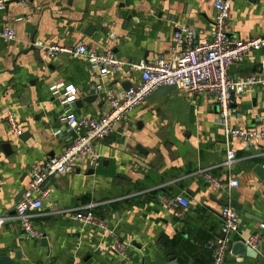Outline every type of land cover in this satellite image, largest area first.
Returning <instances> with one entry per match:
<instances>
[{
	"label": "crops",
	"instance_id": "1",
	"mask_svg": "<svg viewBox=\"0 0 264 264\" xmlns=\"http://www.w3.org/2000/svg\"><path fill=\"white\" fill-rule=\"evenodd\" d=\"M11 1L0 11V32L6 26L16 31L15 40L0 36V213L12 216L32 167L58 156L71 137L55 88L74 86L72 111L78 117L97 116L107 103L104 91L95 86L120 91L139 79V73L125 67L103 76L87 59L65 53L49 59L41 50L40 62L28 52L31 40L38 45L85 43L112 50L121 61L151 60L168 54L180 26L193 28L200 41L209 39L215 9L214 0ZM132 12L135 16L127 21ZM89 25L97 27L92 36L85 34ZM227 29L239 39L264 36V0H231ZM263 52L230 66L229 75L245 79L256 73ZM90 96L91 101L78 104ZM234 100L239 116L230 118L232 127H249L263 116L261 87ZM218 108L209 94L190 96L177 89L149 95L97 143V166L78 162L71 173L49 181L50 196L33 217L48 246L40 244L42 236L24 238L11 219L0 229V256L16 264H210L204 244L221 233L222 207L235 202L240 206L239 231L231 238L258 233L262 246L253 257L232 255L230 247L226 264H264V175L255 171L258 165L264 169V161L255 156L257 147L246 151L243 143L232 140L237 161L229 170L223 167L226 144ZM8 110L17 118L18 135L9 130ZM7 143L11 154L2 148ZM205 169L224 182L236 178L239 185L215 190L199 173ZM159 192L189 200L183 217L158 202ZM91 204L129 245L128 258L110 251L100 229L83 226L68 212L53 211Z\"/></svg>",
	"mask_w": 264,
	"mask_h": 264
},
{
	"label": "built area",
	"instance_id": "2",
	"mask_svg": "<svg viewBox=\"0 0 264 264\" xmlns=\"http://www.w3.org/2000/svg\"><path fill=\"white\" fill-rule=\"evenodd\" d=\"M11 0H0V11ZM25 1V0H19ZM215 9L214 31L212 36L200 41L196 31L187 26H180L174 32L168 54H158L151 60L121 61L112 50H97L85 43L63 46L59 44L42 45L45 58H54L60 53L69 54L73 58H85L92 68L101 75L108 76L125 67L129 72L139 73V79L127 89L117 91L113 88L103 89L100 85L95 89L104 91L107 109L97 116L78 117L72 107L77 99L76 88L63 85L61 90L55 88L57 99L64 106L63 122L66 131H74L76 137H70L62 152L37 164L30 170V179L21 197L15 205V214L0 213V229L9 220L15 219L26 239L38 240L42 233L33 223L34 212L43 206L49 198L50 180L59 179L71 173L78 162H86L97 166L100 158L96 149L98 142L110 135L115 126L122 122L127 115L141 105L147 97L162 86H175L178 90L190 96L213 95L219 107V122L224 129L225 159L223 167L228 170L237 161L236 151L230 147L232 140L244 144L246 151L255 149V156L264 161V109L263 116H259L253 125L245 128L232 127L230 118L239 116L234 106L235 95L247 93L253 87H261L264 93V52L260 56L259 68L256 73L245 79L230 76L228 69L233 64L243 63L249 55L264 50V36L239 39L230 36L227 23L230 17L231 0H214ZM0 36L5 40H15L16 31L11 27H4ZM38 45V44H37ZM6 122L12 134L20 133L19 123L12 110L6 114ZM57 134H61L58 130ZM204 183L215 190H232L239 185L236 178L222 181L208 169L199 172ZM158 202L168 210L183 217L189 207V200L183 195H166L157 193ZM50 207L53 206L49 202ZM58 214L70 213L75 221L83 226H94L100 229L109 240L110 251L120 258H128V244L124 242L115 228L95 210V205L63 209L53 208ZM221 233L207 241L204 247L209 251L210 264H226V257L233 242L232 234H238L239 217L231 205L222 207L220 211ZM261 227H264L261 225ZM236 241H242L246 246L258 251L262 246V238L258 233L249 237L239 236Z\"/></svg>",
	"mask_w": 264,
	"mask_h": 264
},
{
	"label": "water",
	"instance_id": "3",
	"mask_svg": "<svg viewBox=\"0 0 264 264\" xmlns=\"http://www.w3.org/2000/svg\"><path fill=\"white\" fill-rule=\"evenodd\" d=\"M17 1H19V0H12L11 2H17ZM29 1H32V0H25L24 4H26ZM134 16H135V12H132L130 15L127 16V21H129ZM96 31H97V27L96 26L89 25L87 27V30L85 31V34L87 36H92V35H94V33ZM41 50H42L41 46L37 45L36 42L34 41V39H32L31 40V45L28 48V52L33 51L35 56H36V58H38V60L40 62L42 61V58L40 56V51ZM128 87H130V85L125 87V89H127ZM175 90H177V88L175 86H162V87L154 90L150 95L165 94V93H169V92H172V91H175ZM92 97L93 96L85 97L82 100H79L78 104L80 102H83V101L89 102V101L92 100ZM218 112H219V108H218ZM69 136L74 138V137H76V133L74 131H71L68 134V137ZM2 148H3V150H4V152L6 154H11L12 153L11 146L9 145V143L4 145ZM136 148L139 151H141V152L144 151L141 145H137ZM255 171L259 172L260 175H264V169L260 165L255 167ZM91 173L92 172L90 171V174ZM230 205L232 207H234L236 210L240 209V206L237 203H235V202H231ZM40 244L42 246H45V247L48 246V242H47L46 236L44 234L42 235V237L40 239ZM231 254L235 255V256H250V257H253V256L257 255V251H255V250L251 249L250 247L246 246L242 241H235L231 245ZM0 264H16V263L9 256L3 255V256H0Z\"/></svg>",
	"mask_w": 264,
	"mask_h": 264
}]
</instances>
